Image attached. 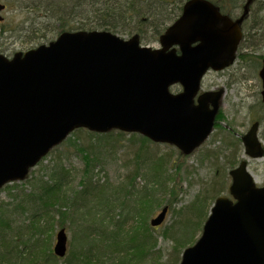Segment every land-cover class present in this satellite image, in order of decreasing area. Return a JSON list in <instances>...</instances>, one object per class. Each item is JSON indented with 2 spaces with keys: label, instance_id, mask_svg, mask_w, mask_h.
Masks as SVG:
<instances>
[{
  "label": "water",
  "instance_id": "95a60500",
  "mask_svg": "<svg viewBox=\"0 0 264 264\" xmlns=\"http://www.w3.org/2000/svg\"><path fill=\"white\" fill-rule=\"evenodd\" d=\"M250 1L233 20L210 0H187L161 34L160 47L143 45L138 34L123 38L96 29L63 31L10 58L0 53V191L26 179L79 127L138 132L185 155L194 152L213 131L225 93H200L202 79L237 59ZM5 8L0 0V12ZM259 76L264 100V59ZM174 84L183 89L172 92ZM259 125L255 121L242 136L253 158L264 156ZM230 176V196L215 199L202 235L183 250L179 264H264V185L256 184L246 159ZM167 211L151 224L159 226ZM56 239L53 250L65 256L66 228Z\"/></svg>",
  "mask_w": 264,
  "mask_h": 264
},
{
  "label": "rangeland",
  "instance_id": "374dc122",
  "mask_svg": "<svg viewBox=\"0 0 264 264\" xmlns=\"http://www.w3.org/2000/svg\"><path fill=\"white\" fill-rule=\"evenodd\" d=\"M2 1L7 4V9L2 12L4 20L0 21V51L6 56L10 57L15 52L48 43L58 35L59 23L55 17L49 18L50 14L42 5V2L46 0ZM177 1L178 5L182 6L186 0ZM218 1L225 3L224 0ZM226 4L227 10L233 12L229 2ZM261 7H264V0H258L251 8L250 17L244 24L246 41L244 40L245 43L238 53L236 62L225 70L209 71L203 79V90L224 89L225 94L221 100L222 105L216 117L217 125L214 131L209 139L194 152L183 155L178 147L157 142H148L145 150L141 151L142 135L137 132L115 130L111 136H108L101 132L95 134L87 129L76 130L65 142L52 149L45 158L40 160L28 173L26 180L11 182L4 186L0 191V215L9 214L13 220L18 221L17 227L22 223L27 224L28 216L33 214L38 216L43 214V217L53 218L55 230L52 247L56 243L57 231L62 226L67 229L68 254L59 260L60 263L66 262V259L71 258L77 251H88L89 245L82 242V238L91 235L94 243V238L104 230L99 221L110 215V212L102 211V203L101 206L98 204L100 198L92 194L85 196L86 199H84L82 197L84 195L81 194L80 197L77 193L80 194L85 187H91L92 183L103 185L107 181L114 184L122 180L125 174L132 172L131 170L137 166L136 163L140 162L145 166L146 161H151L157 155H165L169 159L166 171L169 178L168 184L165 191L162 194L160 192L161 201L148 220L150 224L152 218L156 217L165 206L168 207L165 220L153 232L155 247L152 246L151 254L155 255L153 256L154 264H164V261L169 260L171 254L175 252L179 239L182 236L185 237L183 234L185 225L182 221L190 213L189 210L197 205L198 202L195 200L207 195L205 210L210 213V208L217 196L229 195L228 187L232 180L229 171L237 167L243 158L248 160V169L255 177L257 184L264 183V156L251 158L246 155L245 146L241 140L243 133L250 128L252 122L260 120L261 126L258 133L260 141L264 144V100L261 98L262 79L259 77L264 58V33L260 35V31V33H253L254 30H249L255 20L257 22L264 20V9L260 10ZM172 8L173 6L168 9ZM233 13L239 14L240 10L237 9ZM171 23L172 20L164 26ZM151 28L143 27L145 37L141 39L142 43L159 47V39H155ZM118 33L125 38L135 34ZM240 53L243 55L240 56ZM175 90H179V87L175 86ZM232 142L236 144H233L235 147L231 150L229 146ZM80 147L87 150L83 152ZM86 155L90 158L86 159ZM232 158H234V164L230 165L229 161ZM87 160L93 163L90 167L93 178L91 183H89L90 179L80 183L85 174ZM94 165L95 168H93ZM54 175H61L69 185L64 187V190L67 189L68 196V201L65 202V215L58 214L60 205L53 197L54 194L53 196H51L52 193L47 194L43 200L36 194L41 187L39 185L51 183ZM136 181L139 187L146 183L140 178ZM34 191L35 199L27 196L24 203L26 210L21 214L22 209L17 204L24 200L29 192ZM90 207L92 208L90 215L96 213L98 216V223L95 222L93 226L97 231H89L87 227V222L90 220L88 215ZM62 223L64 225H61ZM200 230L196 237L194 232L192 233V243L201 235Z\"/></svg>",
  "mask_w": 264,
  "mask_h": 264
},
{
  "label": "trees",
  "instance_id": "16d2710c",
  "mask_svg": "<svg viewBox=\"0 0 264 264\" xmlns=\"http://www.w3.org/2000/svg\"><path fill=\"white\" fill-rule=\"evenodd\" d=\"M42 5L50 14L49 18L55 17L59 23L58 34L63 30L108 29L116 33H138L142 40L145 37L143 27H152L153 36L157 39L167 29L168 25H164L170 20H175L183 8L178 5L177 0H62L58 2L46 0L42 2ZM171 6L173 8L168 9ZM262 9L264 7L260 10ZM252 24L254 25L249 28L250 31L261 32L260 35L264 33V20L262 22L255 20ZM245 39L244 33L239 51ZM114 131L104 134L111 136ZM141 138L140 149L143 151L147 143L153 141L146 136ZM233 144L236 143L230 144L231 150L235 147ZM80 149L83 152L87 150L82 147ZM85 158L90 157L86 155ZM233 161L234 158L230 159L229 164H234ZM86 162L85 174L80 183L86 182L87 179H90L88 181L91 183L93 178V173L90 171L93 163L89 160ZM168 163L169 159L165 155H157L151 161H146L145 166L140 162L136 163L137 166L131 170L132 172L125 174L122 180L114 184L107 181L103 185L92 183L91 187H85L80 194L77 193L80 197L81 194L84 195L82 196L84 199H86L85 196L92 194L100 198L98 204L102 203V211L110 212V215L99 221L104 230L94 238V243L91 235L82 238L81 241L89 245L88 251H77L63 263H60V258L68 253L59 257L52 247L55 230L53 218L43 217V214L39 216L33 214L28 216L27 224L22 223L17 227L18 221L13 220L7 213L1 214L0 264H154L153 256L155 255H151L152 246L155 247L153 232L158 227H153L148 220L155 212L156 206L161 201L160 196L168 184L169 178L166 174ZM52 177L51 183L39 185L41 187L36 193L37 197L43 200L47 194L52 193L51 196L54 194L53 197L60 205L58 214L65 215V202L68 201V196L67 189L64 190V187L69 185L61 175ZM137 178L143 179L146 182L145 185L139 187ZM33 195L35 191L29 192L26 198L17 204L22 209L21 214L26 210L24 203L27 196L34 198ZM206 199L207 195H203L195 200L198 202L197 205L189 210L190 213L182 221L185 225L183 228L185 237L182 236L179 239L175 252L171 254L169 260L164 261V264L180 263L183 249L192 243V233L194 232L196 237L204 223L202 219L204 218L205 221L209 215V212L205 210ZM91 212L90 207L88 210L90 220L87 222V227L89 231H97L93 226L95 222L98 223V216L96 213L90 215ZM83 217L85 219V214Z\"/></svg>",
  "mask_w": 264,
  "mask_h": 264
},
{
  "label": "flooded vegetation",
  "instance_id": "af4514ba",
  "mask_svg": "<svg viewBox=\"0 0 264 264\" xmlns=\"http://www.w3.org/2000/svg\"><path fill=\"white\" fill-rule=\"evenodd\" d=\"M212 1H213V3L217 4V6L219 7V9L221 10V12L223 14H227L228 13L229 15H232V17H234V18H237V16H239L240 13L243 12L244 7H245V5H247V2H248V0H228L227 2H229V4L233 7V12L234 11L236 12L237 9L240 10L239 14H234L231 10H229V9L227 10V4H226L227 2H226V0H224L225 1L224 4L222 2H220V1H218V0H212ZM257 1L258 0H251L250 1V5L253 6L255 3H257ZM252 6H251V8H252ZM244 23H245V21L242 24L243 25V27H242L243 29L245 27ZM257 121L260 122V120H257ZM260 126H261V122H260Z\"/></svg>",
  "mask_w": 264,
  "mask_h": 264
}]
</instances>
